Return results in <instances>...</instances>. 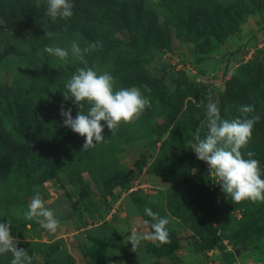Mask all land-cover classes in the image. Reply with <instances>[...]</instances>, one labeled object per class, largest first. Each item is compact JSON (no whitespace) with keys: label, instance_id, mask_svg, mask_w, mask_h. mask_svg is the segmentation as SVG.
<instances>
[{"label":"rangeland","instance_id":"374dc122","mask_svg":"<svg viewBox=\"0 0 264 264\" xmlns=\"http://www.w3.org/2000/svg\"><path fill=\"white\" fill-rule=\"evenodd\" d=\"M251 1L234 0L233 4ZM2 2L0 83L9 85L22 67L46 62L60 69L58 87L49 93L64 99V85L82 62L71 54L61 62L44 49L37 54L10 23L41 14L45 31L61 36L58 47L70 49L71 42L76 41L83 49L89 45L88 36L97 40L109 36L113 43L116 40L122 46L128 44L130 30L113 31L109 23L90 21L104 13L112 17L119 5L128 8L130 25L139 20L137 24L141 26L140 30L131 31L139 50L123 56L130 55L162 83L159 89L134 85L130 80L132 73L121 70L114 48L104 57L106 61L90 65L110 72L116 88L137 87L149 99L150 106L138 120L121 123L114 135L105 125V141L93 148L82 150V136L66 146L60 158L72 162L71 171L54 167L49 177L43 168L50 165L41 155L13 163L2 175L11 182L9 192L18 194V203L11 205L17 208L8 209L7 215L13 235L21 242H54L64 251L56 258L57 264L67 263L64 253L71 264H264V202L233 204L216 184L207 163L191 150L195 135L203 136L206 131V93L211 90L212 99L219 103L227 87L240 93L241 83L235 73L242 64L250 60L264 66V7L246 14L235 32L216 43L212 38L182 37L180 32L187 31L198 13L186 9V3L169 7L159 4V0H140L141 15L135 20L130 12V6L134 9L132 0L81 1L74 6L72 17L53 22L45 14L44 0L39 7L36 0ZM210 9L214 19L221 18L215 6ZM70 27L71 34L67 36L64 31ZM145 41L151 46L149 51L140 50ZM205 44H209L202 48L206 53L197 54V49ZM72 66L74 70L69 72ZM71 103L61 105L65 110L71 108L74 118L78 107ZM258 112L262 115V111ZM63 119L53 108L44 112L40 131L51 135V123L64 127ZM108 178L116 181L105 192L103 186ZM37 192L60 221L55 233L40 228L35 219L25 218L28 204ZM145 206L169 220L166 227L170 242L157 245L145 240L133 251L128 241L131 227L140 225V231H150L143 225V220L150 219L143 214ZM213 232L220 239V247L212 244Z\"/></svg>","mask_w":264,"mask_h":264},{"label":"trees","instance_id":"16d2710c","mask_svg":"<svg viewBox=\"0 0 264 264\" xmlns=\"http://www.w3.org/2000/svg\"><path fill=\"white\" fill-rule=\"evenodd\" d=\"M2 1L0 0V4L3 3ZM81 1L94 2V0H77L76 4ZM139 1L132 0L133 11L130 6V12L133 13L135 20L141 15ZM185 3L186 7H188L186 9L198 13L189 22L187 31L180 32L182 37L190 40H195L196 37L205 38L206 40L212 38L216 43L223 42L227 35L235 32L246 14L259 12L264 7V0H252L243 4L239 2L237 5L233 4L234 0L232 2L231 0H159V4L169 7ZM116 5L114 2V6ZM213 6L217 8V12H219L217 14H220L221 18L217 17L214 19L210 15V8ZM128 11V8L119 5L113 11L112 17L104 13V15L101 14L99 17L90 20L91 22L98 20L99 23H109L114 29L113 31L124 29L130 30V32L128 34V44L122 46L116 40H114L116 43H113L109 36L102 40H97L93 36H85L87 43L91 44L99 41L102 45V47L91 50L86 60L89 66L94 61L101 64L103 63L102 61H106L104 57L108 55L109 49H117L118 52L115 53L119 54L120 62L122 63L121 70L123 69L125 73H132L130 80L134 85H142L149 89H159L162 86L159 78L148 74L130 55L128 57L123 56L139 50L134 41L135 35L131 31L140 30L141 26L137 24L139 20L131 22L132 25H130V21L127 18ZM18 19V21L11 22L10 27L37 54L48 45L59 46L60 41L57 39L61 38V36L53 33L54 35L49 37L45 34L47 32L45 31L41 14H35L28 20ZM71 30L72 27L66 29L64 33L66 32V35L70 36ZM148 33L146 32L145 34L147 35ZM52 38L53 40H51ZM142 45L141 51L150 50L151 46L148 41H145ZM205 45L207 46L197 49V54L206 53L202 48L208 47L209 44ZM119 51L124 52L119 53ZM197 59L202 60V57ZM110 60L112 62L115 61L114 59ZM80 67H83V65ZM73 70L74 66L69 68L68 71L72 72ZM59 76L60 69L56 68V66L46 62H33L30 66L19 69L11 84L0 83V221L10 220V217L7 216L8 209L17 208L11 205L18 203V194L9 192L8 188L11 182L8 178L2 177L13 163L41 155L46 157L45 163L50 165L49 168H43V170L48 172L49 177L54 173V167L64 169L66 172L72 169V162L65 158L61 159L60 156L63 155L64 148L70 146L80 135L74 133L68 127L61 126L58 122L51 123V126H53L51 135H44L40 131L41 115L44 112L53 108L55 112L59 113L62 106L61 103L66 101L72 102L71 104L74 105L73 100L70 98L65 100L60 95H51L49 93L58 87L57 79ZM235 76H237L238 82L241 83L240 93L230 90V87L225 89L218 103L220 115L231 120L240 116L238 109L241 105L254 106V111L256 110L257 112L251 115L255 114L260 119L254 125L251 140L247 146L241 149V152L245 155V158H247L246 154L248 151L254 152L255 156L253 158L259 160L262 173H264V66L259 61L248 60L240 66ZM258 111H262V115ZM83 162L87 164L84 157ZM262 178H264V175H262ZM115 181L116 178H108L104 183L103 190L105 192L108 191ZM220 243L219 237L213 232L212 244L220 247ZM18 247L27 250L32 257V264H57L56 258L62 256L64 252L54 242L33 243L22 241ZM36 256H40V260ZM64 256L67 260L66 264H71L69 256L66 253H64ZM11 259L10 253L0 254V264H11Z\"/></svg>","mask_w":264,"mask_h":264},{"label":"clouds","instance_id":"9594fccd","mask_svg":"<svg viewBox=\"0 0 264 264\" xmlns=\"http://www.w3.org/2000/svg\"><path fill=\"white\" fill-rule=\"evenodd\" d=\"M44 3L47 5L45 14L53 22L57 18L67 20L74 14L72 0H44ZM40 4L41 0H36V6L39 7ZM45 34L49 37L54 35L52 32ZM97 47H102L99 41L83 49L76 41H72L70 49L58 46L44 48L46 53L59 58L61 62L67 61L71 54L83 64V67L75 69L64 85V99L73 98V103L78 107L75 117L71 115V108H60L64 126L84 137L82 150H88L105 141V125L114 135L121 123L128 124L138 120L150 106L149 99L137 87L116 88L110 72H101L95 66L88 65L85 54ZM206 97L207 103L203 104L206 131L203 136L199 133L195 135L191 150L199 160L207 163L216 184L230 197L233 204L243 201L264 202V173L260 162L253 158L254 152L248 151L247 158L241 152L251 140L254 125L260 119L259 116L250 115L254 112V106L241 105L238 109L240 116L229 120L221 117L218 101L212 99L211 90L206 93ZM132 211H137L134 205ZM143 214L150 218L143 220V225L150 231H140V225L131 227L128 241L132 244V250L135 251L145 240H151L157 245L169 243L166 227L169 220L160 217L147 206L143 208ZM25 218L35 219L40 228L49 233H55L60 227V221L45 207L39 192L31 198ZM20 242L12 233L11 221H0V254L10 253L11 264H32V257L27 250L18 247Z\"/></svg>","mask_w":264,"mask_h":264},{"label":"water","instance_id":"95a60500","mask_svg":"<svg viewBox=\"0 0 264 264\" xmlns=\"http://www.w3.org/2000/svg\"><path fill=\"white\" fill-rule=\"evenodd\" d=\"M77 0H72L73 5L75 6Z\"/></svg>","mask_w":264,"mask_h":264}]
</instances>
